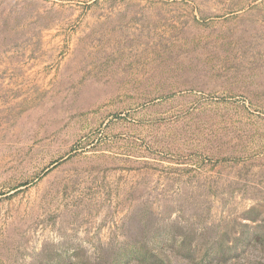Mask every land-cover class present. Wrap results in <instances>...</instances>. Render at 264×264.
<instances>
[{
  "label": "rangeland",
  "instance_id": "374dc122",
  "mask_svg": "<svg viewBox=\"0 0 264 264\" xmlns=\"http://www.w3.org/2000/svg\"><path fill=\"white\" fill-rule=\"evenodd\" d=\"M264 264V0H0V264Z\"/></svg>",
  "mask_w": 264,
  "mask_h": 264
},
{
  "label": "trees",
  "instance_id": "16d2710c",
  "mask_svg": "<svg viewBox=\"0 0 264 264\" xmlns=\"http://www.w3.org/2000/svg\"><path fill=\"white\" fill-rule=\"evenodd\" d=\"M115 264H117V263H115Z\"/></svg>",
  "mask_w": 264,
  "mask_h": 264
}]
</instances>
